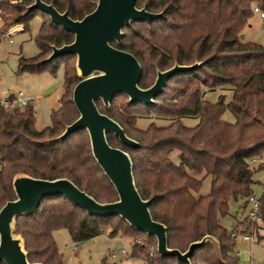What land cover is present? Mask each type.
Instances as JSON below:
<instances>
[{"label": "trees", "instance_id": "16d2710c", "mask_svg": "<svg viewBox=\"0 0 264 264\" xmlns=\"http://www.w3.org/2000/svg\"><path fill=\"white\" fill-rule=\"evenodd\" d=\"M43 1L60 12L67 11L72 19H80L95 8L97 0ZM30 3L32 0L0 4L3 21L0 40L9 26L21 23L23 31L28 30L29 21L36 13L40 15L42 24L35 37L39 52L33 57H20L18 71L48 69L53 73L63 66L66 88L59 107L52 110L51 124L42 129L35 127L31 103L12 110L0 103V207L15 198L12 180L19 173L44 179L66 177L99 202L115 201V189L94 159L85 130H78L62 141L52 140L78 116L71 93L80 78L74 63L69 62L72 54L43 61L52 45L70 43L73 35L49 17L46 19L45 13L37 9L27 11ZM254 5L264 10V0H136L139 8L163 12V16L151 22H133L140 30H133V23L123 27L122 42L113 43L139 61L141 88L152 84L151 75L158 69L174 63L205 62L194 70L172 76L153 105L128 104L124 94L113 97L108 107L96 101L101 112L116 120L139 143L138 148L122 144L121 147L132 160L134 183L140 196L151 199L152 218L167 228L168 247L185 251L191 242L205 235L218 241V253L207 241L195 249L191 264H238L236 236L232 232L237 229L244 233L246 228L240 229L242 223L250 226L245 216L228 231L219 216L228 214L230 199H246L252 193L256 169L255 161L251 160L262 158L264 153V46L241 38ZM12 12L17 14L13 18ZM69 85L71 89L67 88ZM214 90L229 91V101L223 95L216 102L204 99L206 91ZM120 95L126 98L117 103ZM140 106L147 116L169 120L168 123L152 121L145 129L138 128L131 109ZM226 109L232 113L233 122L223 119ZM74 111L76 116L70 120ZM184 117H194L197 122L185 125ZM110 135L113 136L107 133L109 143ZM174 151L177 163L171 158ZM206 176L210 177V189L199 194ZM259 199L264 228V194ZM247 205L246 199L244 207ZM114 218L126 223L118 216L88 215L65 197L52 196L42 200L35 214L18 216L14 233L23 238L30 262L63 264L53 237L55 230L65 229L73 242L80 243L101 234L100 223ZM129 228L145 241L138 244L135 238L132 254L135 249L140 251L148 264H185L174 257L160 256L153 236ZM117 230H109V235H115ZM150 243L153 248L148 252L145 245Z\"/></svg>", "mask_w": 264, "mask_h": 264}, {"label": "water", "instance_id": "95a60500", "mask_svg": "<svg viewBox=\"0 0 264 264\" xmlns=\"http://www.w3.org/2000/svg\"><path fill=\"white\" fill-rule=\"evenodd\" d=\"M35 9L73 35L70 43L52 45L50 54L43 61L50 62L57 56L72 54L76 58L75 67L80 78L72 89V101L78 116L52 140L62 141L78 130H85L92 155L113 185L117 199L99 202L66 177L44 179L16 174L12 180L15 198L0 207V264H43L28 260L23 238L14 233V226L18 216L35 214L42 200L52 196L65 197L91 216H118L133 229L153 236L157 252L162 257H174L179 262L191 264L190 257L195 249L207 241L218 253V241L210 235L191 242L185 251L168 247L166 226L152 218L149 210L151 199H143L135 186L133 163L128 152L112 146L107 133L128 148H138L139 143L129 137L116 120L101 112L96 104V101H101L108 107L113 97L124 94L128 104L153 105L172 76L201 67L205 61L190 65L174 63L165 70H157L154 82L147 88H141L142 67L139 61L132 53L113 43L122 42L123 27L133 22H151L163 16L162 11L139 8L136 0H97L95 8L80 19H72L67 11L60 12L43 0H33L26 8L27 11ZM241 38H244L243 34Z\"/></svg>", "mask_w": 264, "mask_h": 264}, {"label": "rangeland", "instance_id": "374dc122", "mask_svg": "<svg viewBox=\"0 0 264 264\" xmlns=\"http://www.w3.org/2000/svg\"><path fill=\"white\" fill-rule=\"evenodd\" d=\"M16 15V13L12 12V18ZM45 18L47 19L48 16ZM41 24L42 18L36 13L29 21L28 30L17 32L11 37L1 38L0 40V102L7 100L9 95L15 91H22L26 95H32L33 100L31 104L37 129L45 128L51 124L52 110L59 107V100L66 88L63 66H59L53 73L48 69L40 72L18 71V60L20 57H33L39 52L35 37L39 32ZM131 27L135 31L140 30L137 24L133 23ZM242 31L244 35L243 40L264 46V24L257 13L252 14V17L249 19V26H245ZM69 62L75 65V56H72ZM156 73H152L151 75L152 83L156 78ZM170 86H174V84H170ZM67 88L71 89V85ZM220 95L224 96L226 102L229 101L230 92L223 90L206 91L203 97L210 102H216ZM125 98V96L120 95L117 97L116 102L121 103ZM13 106L14 104L9 109L12 110ZM131 111L137 117L136 126L140 129H145L152 121H156L158 124H166L169 121L152 119V117L146 115L141 106L133 108ZM75 116V111L70 113V120H73ZM222 117L228 122L234 121V117L229 109L224 110ZM182 122L185 125L193 126L196 124L197 119L194 117H184L182 118ZM109 141L112 146L122 148L117 138L110 135ZM171 158L174 162H178L177 151L171 154ZM259 161L262 162V168L258 169ZM253 164L256 170L253 173L252 194L256 198H261L264 194V153L262 158H256ZM209 189L210 177L206 176L202 181L198 193L206 194ZM245 200V198L230 199L228 214L219 216L220 222L228 231L236 225L237 221L242 220L247 215L249 205H247V208L244 207ZM100 224L103 226V232L90 240L82 242L83 244L78 247H74V242L65 229H58L53 232V237L62 256L63 264H144L140 260L143 258L140 251H136L135 249V255L132 254L135 238L140 240L138 244H144L143 242L145 241L142 235L134 233L127 223L117 218L106 220ZM245 226L246 223H242L240 229L246 228L244 229V233L250 234L255 231V242H245L239 235L236 237L235 252L238 251L239 255L235 257L238 258V264H249L250 259L264 264V229L261 228L262 224L258 226L259 228L252 225L249 227ZM113 228H118L119 230H117L115 235L110 236L109 230ZM259 233L261 237H259ZM152 246V243L145 245V250L151 252ZM122 248L128 254L121 253ZM112 252L116 254L115 257H111Z\"/></svg>", "mask_w": 264, "mask_h": 264}, {"label": "built area", "instance_id": "2783aa9c", "mask_svg": "<svg viewBox=\"0 0 264 264\" xmlns=\"http://www.w3.org/2000/svg\"><path fill=\"white\" fill-rule=\"evenodd\" d=\"M23 1L24 0H0V4L4 3V2H7L9 4H21ZM252 11H253V13H257L259 15V17L262 19L263 24H264V10H262L258 5H254L252 7ZM2 23H3V21H2L1 10H0V28H1ZM20 24L21 23H16V24L9 26L5 30V32L3 34V38L11 37L15 33L22 31L23 25L21 26ZM11 94H12L11 98L8 97L7 100L0 102L4 106V108L9 109V107H11V105H13V104H14L13 108L14 107L23 108L27 104L31 103V101L33 100L30 96L24 95V93L22 91H17V92L15 91L14 93H11ZM254 161H255V159L251 160V162H254ZM246 199H247V204L249 205L248 213L246 215L247 219L249 221V224L252 226L258 227L260 224H262V216L260 213L261 201L259 198H256L252 193H250ZM254 232L255 231H253L252 234L242 233V232L238 231L237 229H235L232 232V236L237 237L239 235V236H241L242 240H246V241H249L250 243H254L255 242V240H254L255 239L254 238L255 233ZM135 242L139 243L140 240H136ZM82 244H83L82 242H80V243L74 242V247H78L79 245H82ZM152 248H153V246H152ZM121 253L128 254V252L124 248L121 249ZM235 255L238 256L239 252L236 251ZM115 256H116V254L114 252H112L111 257H115ZM249 264H260V263L255 262L252 259H250Z\"/></svg>", "mask_w": 264, "mask_h": 264}, {"label": "crops", "instance_id": "0c3cea01", "mask_svg": "<svg viewBox=\"0 0 264 264\" xmlns=\"http://www.w3.org/2000/svg\"><path fill=\"white\" fill-rule=\"evenodd\" d=\"M21 26L23 25V24H20ZM249 26V25H248ZM22 28H23V26H22ZM23 31V30H22ZM24 95H26V94H24ZM26 96H30L32 99H33V97H32V95H26ZM262 228V227H261ZM264 229V228H263ZM259 237H261L260 236V233H259ZM257 240H258V238H257ZM243 241H245V242H249V241H246V240H243ZM132 259H139V258H132ZM144 264H148V263H146L143 259H140Z\"/></svg>", "mask_w": 264, "mask_h": 264}]
</instances>
